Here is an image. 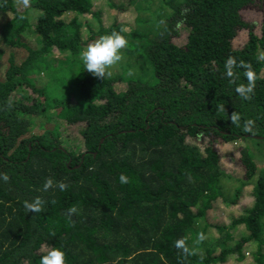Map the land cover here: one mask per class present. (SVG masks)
Segmentation results:
<instances>
[{"label": "trees", "instance_id": "1", "mask_svg": "<svg viewBox=\"0 0 264 264\" xmlns=\"http://www.w3.org/2000/svg\"><path fill=\"white\" fill-rule=\"evenodd\" d=\"M102 1L129 11L113 0H28L25 10L24 0H0V264H39L53 248L66 264H224L249 250L264 264V154L254 155L264 149V0H166L132 33L118 19L103 24L93 11ZM254 5L261 20L247 22L242 10ZM91 15L98 31L85 24ZM112 32L137 42L125 53L149 63L152 81L84 71L83 47ZM54 50L65 65L49 60ZM39 67L50 84L40 85ZM249 70L253 90L242 96ZM238 142L247 144L235 160L242 214L212 227L215 242L201 224L232 179L219 147ZM49 178L68 188L43 191ZM37 197L41 211H27ZM239 226L249 234L227 247Z\"/></svg>", "mask_w": 264, "mask_h": 264}, {"label": "rangeland", "instance_id": "2", "mask_svg": "<svg viewBox=\"0 0 264 264\" xmlns=\"http://www.w3.org/2000/svg\"><path fill=\"white\" fill-rule=\"evenodd\" d=\"M114 3H116L117 5L120 6H124L126 7V11L125 13H122L121 10H116V9H111L110 6L108 5L107 1H102L100 2V4L98 5V7H95L93 9V11H98L100 12L101 15V20L103 22V24H105L106 26L111 25L116 19L119 20V23H124L126 24V28L125 31L128 33H132L131 31H136L138 29H141V25L140 23L146 22L147 20H150L151 18V13L155 12L157 10V8H159L160 6L162 7L163 2H165L166 0H148L150 1L149 4H147V2L145 3L144 0L142 1L143 3H145V5H143V9H141L142 11H139L136 9L135 7V0L133 3H131V0H113ZM140 1V0H139ZM20 7L22 8V10L26 9L25 5H19L18 8L20 9ZM149 7L151 8V12H147V11H143L144 8ZM30 17L34 18L32 12L30 11ZM72 16V15H71ZM242 16L243 19L246 20L247 22H257L260 21V14H259V9L256 5L254 6H249L245 9L242 10ZM70 17V16H69ZM91 22L92 23V28L96 31H98V22L96 21V19L91 15L87 18V21L85 20V24ZM87 26V25H86ZM182 33V38H180L178 40L179 43L183 42L186 34L185 32H181ZM83 38L85 39V41L89 40V37L92 36V33L88 30L87 27L84 28V33H83ZM99 38H96L92 43H94L96 40H98ZM35 38L31 37L30 41L31 42H35ZM128 44H127V48L128 45H135L137 44V42L135 40H131L128 39ZM91 43V44H92ZM90 44L86 45L83 47V50H85ZM126 48L122 49V60L114 65L111 69H109L110 71V75H115V74H120L122 73V75L126 78L125 82L127 83V79L130 78H134V77H142L145 81H152V79L149 77V73H146L144 68H148V66L150 67V65H148L149 63H145V65L143 66V62L142 59L140 60L138 57H131L129 56L127 53H125ZM56 54V55H55ZM64 56L65 54H61L58 51L55 52L54 50V54L52 56L49 57V60H51L52 62H60V64L65 65L64 63H61V61H65L64 60ZM80 61L81 59L78 58ZM76 68L74 69L73 75L77 78V73L79 71L80 68H82L79 64H77L75 66ZM65 69V68H64ZM151 68L147 69L148 71H150ZM84 71L86 73L92 74L88 71H86V68L84 69ZM126 72V73H125ZM37 73H39V77L44 78L42 80H40V85L43 86L44 82H48L50 84L51 81V76L47 75L46 70H44V68L39 67L37 70ZM53 78V76H52ZM123 82L121 84L116 85V89L118 91H125L127 89V85L126 83ZM59 94V93H57ZM72 132V131H70ZM68 134V133H67ZM69 136H74L73 133H69ZM247 144L242 142H238L235 143L233 145H223L221 147H219V149L221 150V153L223 154V164H224V168L226 169L227 173L229 175L232 176V179H225L222 182V192L224 194V198H221L217 205L215 206L214 210L209 212L207 214L206 217V222H202L201 227L204 228L205 224L210 225L208 232L205 236H207L210 240H215V233L213 228H215L214 226H219V225H226L228 224V221H231L232 219H236L239 218L241 216V211L239 210V207L237 205H235V203L233 204V201L236 200V195L238 190L241 188V183L238 181V178H242L243 177V171L240 170V168L237 167V163H236V158L239 156V151L242 148H246ZM254 155L258 158L263 157L262 154H264V149H256L254 148ZM250 191H252L251 188H244V190L242 191V194H249ZM243 201H248V200H243ZM213 227V228H212ZM234 233V240H231L229 242H227V247H234L237 244V241H240L241 238L247 236L249 234V232H247V230L245 228H243V226H239L236 229L233 230ZM264 247V244L263 246ZM220 247H218V250H220ZM259 248V247H258ZM249 249H253L256 250V246H254V244H252L251 247H249ZM247 251V250H246ZM252 251L249 250L246 253V261H239L237 259H235L234 257H232L231 259H229L226 263L224 264H255L254 263V258L253 255L251 253Z\"/></svg>", "mask_w": 264, "mask_h": 264}, {"label": "clouds", "instance_id": "3", "mask_svg": "<svg viewBox=\"0 0 264 264\" xmlns=\"http://www.w3.org/2000/svg\"><path fill=\"white\" fill-rule=\"evenodd\" d=\"M28 0H24V5L27 6ZM128 41L124 35H121L118 32H112L109 35L101 36L94 43L90 44L85 50L80 54V59L83 62L86 71L92 73L97 78H104L106 75H110L109 69L114 65L118 64L122 60L121 50L126 48ZM238 66L236 60L233 57H229L226 60L225 68L226 75L228 77H233V68ZM245 76L249 81L247 87L241 85L236 88V92L242 96H246V93H251L253 90V81L255 79L254 73L252 71H246ZM247 98V97H246ZM230 120L232 124H237L240 120V116L235 112L232 113ZM249 124L251 121L248 122ZM245 131H250V128L245 127ZM3 179L7 181L8 176L3 175ZM119 182L124 185L129 183V177L125 174L119 176ZM56 187L60 191H65L68 188V184L63 181L55 183L49 178L43 184V191H48L49 189ZM43 201L37 197L33 202H24V207L29 212H39L41 211V206ZM77 210L75 208L69 209V213H75ZM200 239H205L204 235H200ZM175 247L182 249L183 252L188 255L189 249L185 245L183 239L177 240L175 242ZM39 264H66V253L61 248H53L47 252L46 255H43L39 261Z\"/></svg>", "mask_w": 264, "mask_h": 264}]
</instances>
